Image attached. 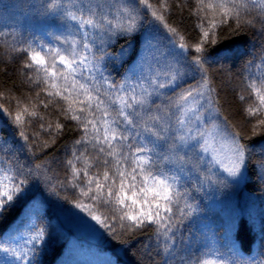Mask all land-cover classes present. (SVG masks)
<instances>
[{
  "label": "trees",
  "instance_id": "obj_1",
  "mask_svg": "<svg viewBox=\"0 0 264 264\" xmlns=\"http://www.w3.org/2000/svg\"><path fill=\"white\" fill-rule=\"evenodd\" d=\"M147 2L151 7L140 0H0V174L13 176L9 186L16 183L21 189L0 213V244L27 251L33 245H25V241L34 230L42 229L43 241L28 253L30 264L264 262V106L248 87L251 81L258 87L264 81V9L259 0H243L247 7L239 10L237 20L232 14L225 16L222 9L206 7L219 0H203V4L200 0ZM123 9L135 17L131 32L117 27L127 23ZM69 12L94 15L103 27L81 28L69 18ZM170 29H175V34ZM66 40H75L78 51H84V42L93 43L91 52L86 53L91 63L78 79L99 88L106 102L111 103L117 92L130 96L135 90L137 96L143 95L145 102L136 106L134 123L121 122L118 127L128 137L125 145L154 148V159L172 157L171 162L157 159L167 175L179 176L183 194L178 205H173L170 230L148 222L135 226L120 219L125 212L135 215L134 210L90 199L95 183L89 185V178L99 176L103 182L102 160H111L98 152L107 145L96 142L91 125L85 130L86 113L79 112L82 105L72 104V111L66 112L69 103L54 94L49 96L55 90L43 82V71L25 67L30 61L24 49L67 50L71 44ZM171 41L185 46L183 69L199 70L201 75L197 71L191 79H170L169 67L176 69L179 63L169 52ZM196 58L203 60L205 71L193 63ZM196 80L209 81L216 123L238 134L237 142L244 146L240 183L213 170L197 146L183 147L179 142V97ZM109 82L124 85L123 91L109 88ZM249 108L255 111L249 113ZM74 114L81 120L72 119ZM85 159L92 165L87 175ZM69 161L80 172L78 177ZM77 203L86 206L84 210L77 208ZM89 210L107 222V227L100 224L101 238L94 242L78 237L62 218L72 211L90 217ZM0 264L24 262L0 252Z\"/></svg>",
  "mask_w": 264,
  "mask_h": 264
},
{
  "label": "snow or ice",
  "instance_id": "obj_2",
  "mask_svg": "<svg viewBox=\"0 0 264 264\" xmlns=\"http://www.w3.org/2000/svg\"><path fill=\"white\" fill-rule=\"evenodd\" d=\"M144 3L146 7H151L147 0H140ZM166 3V0H165ZM203 4V0H200ZM255 3V0H253ZM259 6L264 9V0H259ZM209 9H222L225 16L232 14L237 20H239L241 12L240 9H244L247 5L240 0H219L218 3L209 2L206 5ZM122 12L127 15V23L121 22L117 25L122 31L131 32L135 28V17L131 14L130 10L123 9ZM155 16L156 13L154 12ZM68 16L73 21H78L81 28L91 27L94 29H100L103 27L101 23H98L94 15L77 16L76 14L69 12ZM108 24H112L111 20L107 17L102 18ZM157 19L162 20V16H157ZM215 27V25H213ZM111 29H109L110 31ZM171 32L175 34V29H170ZM209 33L205 32L204 36L208 37ZM182 39V38H181ZM65 43H70L71 46L67 50H62L60 48H48L47 51L41 48L37 51L32 48L24 49L26 53H29V63H26L25 67L32 68L36 67V71H43L44 77L43 82L48 84L51 89L55 92H49V96L53 94L60 97L62 100L69 103L68 109L65 111H72V104H80L82 107L79 108L80 113H86L85 119V130L87 131L88 125H91L94 132L97 134L95 140L98 144L107 145V147H99L98 152L104 154L106 157H111L109 159H103L102 164L105 166L102 173L103 182L99 176L89 178L88 184L91 185L95 183V194H93L90 199L93 201L100 202L101 204H111L127 207L136 212L135 215L131 212H125L120 219H128L133 222L135 226H141L145 222L164 225L167 230L171 229L170 221L175 215L173 212V205H178V201L182 198L183 194L179 191V176L177 175H167L157 164V159L164 162H171L172 157L168 155H161L154 159L152 153L155 151L154 148H150L147 145L137 146L133 149V145L124 144V141L128 139L119 129L118 125L123 122L128 125L134 123L133 116L136 115V106L142 105L145 101L143 95L137 96L135 90H133L132 95H117L111 103L106 102L105 99L101 98L100 89L90 87L89 84L82 82L78 77L83 76L84 71L87 70V65L91 63L89 56L86 53L91 52L93 43L84 42L82 48L84 51L77 50V42L75 40ZM185 46L180 45L183 49ZM202 49L197 46L196 51L200 52ZM194 64L198 65L200 70L203 72V60L196 58L193 61ZM168 71L172 73L170 79L174 82L176 76L179 74V69H172L169 67ZM86 79H91L88 77ZM51 81V83H49ZM159 87H165L164 84H159ZM108 87L111 89H119L123 91L124 85H115L111 82L108 83ZM201 87L207 88L209 92L213 91L209 87V81L204 80ZM248 87L256 95V99L259 101L260 105L264 106V92L261 88L264 87V81L260 82V86H257L256 81H251ZM146 91V90H145ZM67 93V95H65ZM197 90V95H202ZM103 95H107L104 93ZM193 96V91L189 90L186 94H181L179 97L180 101H187ZM83 97V99H81ZM243 99V97H241ZM116 107L113 108L112 106ZM183 110L182 105H178ZM132 110V111H128ZM255 110L252 108L248 109L249 113H253ZM99 113V115H97ZM115 113V115H113ZM88 117H93L88 119ZM74 120L80 121L81 116L72 115ZM199 119V117H197ZM16 121H20V116H16ZM158 119V118H157ZM183 123V121H179ZM264 123V121H261ZM99 125V126H98ZM101 128L103 131H101ZM219 129L218 125H212V131L200 132L199 137H191V139H202L203 144L201 145V150L204 152L208 151L209 139L208 137L213 136V132ZM23 135V133H21ZM157 136V139L162 138L159 133H153ZM238 134L229 133L227 128L223 129L222 138L225 139V143L228 147V151L231 153L230 163L231 167L226 168L229 176H236L239 173L241 167H243L245 162L244 146L237 142ZM180 141H184L185 137L180 136ZM117 141L118 143H113ZM81 143V141H77ZM128 151L125 152L124 148ZM77 160L81 157L77 156ZM99 159V157L97 158ZM176 159L182 160V157L177 156ZM72 166L73 175L78 177L80 172L75 168L72 161L68 162ZM86 168L84 169V175H87V168L92 167L88 163L87 159L84 161ZM111 170V175H110ZM139 177V180L137 179ZM14 180L13 176H9L7 173L0 174V213L5 210V205L13 201L14 196L21 190L19 184L12 183L11 187L8 182ZM111 181V183H108ZM23 181H20L22 184ZM89 191H92L90 188ZM149 194L150 197L149 198ZM82 195L88 196V192H82ZM130 201V204L126 203ZM77 208L84 210L86 206L77 203L75 205ZM191 207V205H187ZM177 211H181L177 207ZM162 213L164 215H162ZM89 215H91L92 220L101 224L102 227H107L106 219H101V217L92 214L89 210ZM169 223H165V222ZM44 239V232L42 229L34 230V234L31 235L26 241L25 245L32 244L33 247L29 248L27 251L17 250L9 247H5L0 244V252L10 253L15 259L21 260L24 264H30V259L28 257L29 252L35 251V245L42 242ZM167 250V249H166ZM198 264H225L224 261L215 260H203L198 262ZM232 264H242L241 261H233ZM264 264V262H261Z\"/></svg>",
  "mask_w": 264,
  "mask_h": 264
},
{
  "label": "rangeland",
  "instance_id": "obj_3",
  "mask_svg": "<svg viewBox=\"0 0 264 264\" xmlns=\"http://www.w3.org/2000/svg\"><path fill=\"white\" fill-rule=\"evenodd\" d=\"M169 52L173 56L179 59V63L175 66L179 69L178 78L181 80L191 79L197 75L199 70H185L186 58L185 51L181 49L180 46H176L172 41L168 43ZM173 59V58H172ZM174 61H176L174 59ZM201 75V73L199 72ZM203 81L196 80L191 83L188 88L182 92L185 94L186 91H193V96L190 97L186 102L181 101L183 110L179 107V132L180 136H184L185 140L182 142L179 140L181 146H197V151L201 155L203 161L209 163L213 170L218 171L222 176L226 177L230 181L242 182L244 178V165L239 170L236 176H229L228 172L225 170L231 167L230 157L231 153L228 151V147L225 143L226 138L223 136V128L216 123V111L211 105L210 97L208 95V90L205 87H201ZM175 83L171 82L170 87H173ZM197 90L202 95H197ZM199 117V119L197 118ZM212 125H218L219 129L213 132V137H208L209 147L208 151L204 152L201 150V145L203 144L202 139H191V137H199L200 132L212 131ZM65 222H67L68 227L78 236L84 237L85 239L94 242L101 238V228L100 224L92 220L91 216H85L81 212L72 211L70 214L64 215L62 217Z\"/></svg>",
  "mask_w": 264,
  "mask_h": 264
}]
</instances>
